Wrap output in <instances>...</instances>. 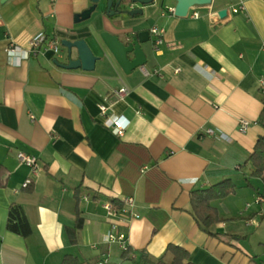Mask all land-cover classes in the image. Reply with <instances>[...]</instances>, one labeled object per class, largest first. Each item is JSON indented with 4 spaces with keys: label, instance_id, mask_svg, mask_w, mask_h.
<instances>
[{
    "label": "crops",
    "instance_id": "0c3cea01",
    "mask_svg": "<svg viewBox=\"0 0 264 264\" xmlns=\"http://www.w3.org/2000/svg\"><path fill=\"white\" fill-rule=\"evenodd\" d=\"M91 4L0 0V264H59L66 254L86 263L108 255L152 264L170 243L185 248L192 264H264V201H256L264 185L247 160L264 135V0H212L199 17L173 14L174 0L129 4L142 14L109 16L99 0L88 19L75 22ZM153 26L163 29L157 48ZM144 29L146 63L126 74L99 34L126 40ZM37 33L57 39L60 50L8 59L10 43L26 47ZM62 39H84L98 57L94 69L61 66L69 60ZM120 87L128 95L106 103L107 115L129 120L116 136L104 127L99 104ZM240 118L250 121L244 133ZM19 151L35 155L37 167L21 164ZM228 178L235 192L210 203L221 221L212 234L201 231L189 211L192 190ZM75 191L82 224L72 242ZM128 196L137 218L104 208ZM11 204L21 207L29 234L7 228ZM111 223L126 234V257L104 240ZM171 258L165 254L164 264Z\"/></svg>",
    "mask_w": 264,
    "mask_h": 264
},
{
    "label": "trees",
    "instance_id": "16d2710c",
    "mask_svg": "<svg viewBox=\"0 0 264 264\" xmlns=\"http://www.w3.org/2000/svg\"><path fill=\"white\" fill-rule=\"evenodd\" d=\"M121 13V10L117 9L116 14ZM118 24V23H117ZM258 117V123L264 129V99L263 105ZM247 160L251 162L253 170L251 172V176L259 177L261 179L262 184L264 185V135L259 136L254 143L253 150L249 154ZM2 167H0V174L2 172ZM1 184V183H0ZM247 185L249 183L247 182ZM235 192V183L231 178L224 179L220 182L214 183L207 188H201L198 190H192L190 194V208L189 211L195 219L197 227L208 234H212L209 228L211 225L216 222L221 221V218L218 216V211L216 207H213L211 201L215 199H222L228 197V195ZM75 222L73 227L67 229L68 234L70 235V240L72 242L75 241V231L82 224V217L80 216L79 210V195L78 191H75ZM112 206L119 209L122 207V202L118 200L112 201ZM28 222L23 214V211L20 206L11 204L8 209V218H7V228L9 230L22 233L24 235L30 233V227L28 226ZM130 249L121 252V257H126ZM170 253L172 258L169 264H192L191 261L188 260L189 253L188 251L175 244H168L165 248L163 255L157 259V261L152 264H164L163 257L165 254ZM144 260H147L145 256H143ZM59 264H95L94 262H82L77 256L72 254H66L63 256L61 262ZM138 264V263H136Z\"/></svg>",
    "mask_w": 264,
    "mask_h": 264
},
{
    "label": "built area",
    "instance_id": "2783aa9c",
    "mask_svg": "<svg viewBox=\"0 0 264 264\" xmlns=\"http://www.w3.org/2000/svg\"><path fill=\"white\" fill-rule=\"evenodd\" d=\"M201 6L202 5H193V7L189 9L188 13L191 14V17H199L201 15V13L199 12V9L201 8ZM242 9H243V5L239 4L238 6L232 9V12H236ZM150 33L153 37L154 46L157 48L163 42V29L157 26H153V28L151 27L150 29ZM59 46H60L59 41L55 39L54 37L45 35L43 33H37L35 36L30 38L26 47H20V46L10 43L8 47L5 48L6 49L5 51H6V55L8 59H16L17 57L18 60H22V59H27L30 56V54L35 55L38 49H40L41 47H49L55 53H57L60 50ZM179 71L180 69L175 68V73ZM145 73L147 74V72ZM152 73L159 74L157 70H154ZM260 85H261V88L263 89L262 91H264V81L263 80L261 81ZM128 93H129V90L126 87H120L117 90L113 91L111 94L104 96L101 99L102 100L101 103L99 104V110L104 117L103 118L104 127H107L108 129H110L111 132L115 134L116 136L122 135L123 131L126 129V127L129 124V120H127L123 116L107 115L106 114V111H107L106 103L108 102L111 96H114V98L116 97V99H122L126 95H128ZM238 121H239L238 132H241V133L246 132L247 128L250 125V121L244 118H240ZM206 133L208 135H212L213 129H207ZM16 158L21 164H24L25 166L31 169H35L37 167V164H38L37 157H35V155L33 154H28V153L19 151L16 153ZM145 168L147 167L143 166L141 171L143 172ZM29 183H30V180H26L23 185L27 186V184ZM256 201H264V197L257 196ZM121 202H122V207H120L119 209H115L112 206V204L109 202L104 204V208L107 211H111V212L117 211L119 214L123 215L126 220L130 219L131 217L137 218L139 216L133 210V206H134L133 197H130V196L124 197L121 200ZM117 228L118 227L116 224L111 223L110 228L104 237V240L109 243H117L120 249H122V251H125L128 248V246L125 243L126 234L123 231L120 232V230ZM95 264H123V263L112 262L108 255H103L95 262Z\"/></svg>",
    "mask_w": 264,
    "mask_h": 264
},
{
    "label": "water",
    "instance_id": "95a60500",
    "mask_svg": "<svg viewBox=\"0 0 264 264\" xmlns=\"http://www.w3.org/2000/svg\"><path fill=\"white\" fill-rule=\"evenodd\" d=\"M155 0H106L105 12L109 16L116 14V10L119 9L122 12H126L128 15L142 14L140 7L128 9L126 8L129 4L146 5L152 3ZM163 2L164 0H160ZM176 4L173 8V14L176 16H187L188 11L193 5H207L212 0H174ZM92 4L74 15V21L80 22L84 19H88L91 13L96 9L99 0H91ZM120 14V13H119ZM218 14L221 16L224 14L223 10L219 11ZM100 38L103 45L111 53L121 70L129 74L131 71L138 67H142L146 63L145 53L141 47V44L149 39V31L147 29L139 30L138 33L128 37L126 40L120 39L117 35L111 34L107 31L100 32ZM61 47L66 49L69 60L66 64L61 66L67 69L81 68L86 71L94 69L95 61L97 56L94 55L88 44L84 39H76L72 42L67 39H62ZM73 50L76 52V57L71 58ZM132 54V57H130Z\"/></svg>",
    "mask_w": 264,
    "mask_h": 264
}]
</instances>
